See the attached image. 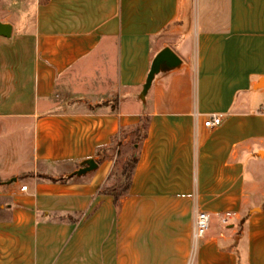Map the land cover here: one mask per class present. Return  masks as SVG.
Returning a JSON list of instances; mask_svg holds the SVG:
<instances>
[{
	"label": "crops",
	"instance_id": "obj_1",
	"mask_svg": "<svg viewBox=\"0 0 264 264\" xmlns=\"http://www.w3.org/2000/svg\"><path fill=\"white\" fill-rule=\"evenodd\" d=\"M12 39L0 117L29 150L0 172V264H264V0H41ZM166 47L182 63L144 98ZM141 126L117 207L98 152Z\"/></svg>",
	"mask_w": 264,
	"mask_h": 264
},
{
	"label": "rangeland",
	"instance_id": "obj_2",
	"mask_svg": "<svg viewBox=\"0 0 264 264\" xmlns=\"http://www.w3.org/2000/svg\"><path fill=\"white\" fill-rule=\"evenodd\" d=\"M38 1L41 0H0V20L4 22H10L14 26L12 36L7 37L0 35V37L8 38L9 40L13 41L12 38H16V35L20 30L24 31L26 28L31 26L34 17L35 4ZM6 120L7 119L0 117V172L2 173H5L7 169L11 168V156L14 155V158L16 159L17 157L20 161L23 159L28 160L26 155L29 150L27 141L28 134L21 136V134L17 132V130L20 129L19 124L10 119L7 121ZM131 152L132 149L129 142L125 143L123 140H121L120 145H118V143L115 141L111 148L105 149L100 153L101 156L117 153L118 157L115 164V169L113 170V177L116 183L120 181L123 166L128 160ZM56 172H59L60 174L63 173V171L60 169H57ZM59 173L56 175H60ZM1 182H3V179L0 176V183ZM7 198L8 195L0 194V205L3 201H7Z\"/></svg>",
	"mask_w": 264,
	"mask_h": 264
},
{
	"label": "water",
	"instance_id": "obj_3",
	"mask_svg": "<svg viewBox=\"0 0 264 264\" xmlns=\"http://www.w3.org/2000/svg\"><path fill=\"white\" fill-rule=\"evenodd\" d=\"M14 26L10 22H4L0 20V35L7 37L12 36ZM182 63L180 56L171 48L166 47L162 49L154 58L150 72L148 74L142 96L145 98L149 88L152 85V82L155 78V75L161 70L175 68ZM98 166V162L94 158H89L85 161V164L78 168L74 173L83 174L89 171L94 170Z\"/></svg>",
	"mask_w": 264,
	"mask_h": 264
},
{
	"label": "trees",
	"instance_id": "obj_4",
	"mask_svg": "<svg viewBox=\"0 0 264 264\" xmlns=\"http://www.w3.org/2000/svg\"><path fill=\"white\" fill-rule=\"evenodd\" d=\"M144 130H145L144 126H141V127H138L137 129H134L135 132H134V136H133L132 141H131L132 152L130 153L128 160L126 161V163L123 166L120 181L115 183L112 186L105 187L102 190V193H107V194L113 195L114 200H115V204L117 205V207L120 204L121 198L128 195L130 192V187H131L133 176H134L135 166H136L138 158H139V155H138L139 146H138V144L143 139V136H144L143 131ZM124 132H125L124 130L121 131V134H123ZM117 140H118V138L116 139V142H117ZM100 152H101V150H99L98 153L100 154ZM40 176H42V175H40ZM62 179H66V178L63 177Z\"/></svg>",
	"mask_w": 264,
	"mask_h": 264
},
{
	"label": "built area",
	"instance_id": "obj_5",
	"mask_svg": "<svg viewBox=\"0 0 264 264\" xmlns=\"http://www.w3.org/2000/svg\"><path fill=\"white\" fill-rule=\"evenodd\" d=\"M221 122H222V116L215 114L205 121V125L213 127L221 124ZM27 188H28L27 184L22 185V189H27ZM210 221H211L210 214L206 211H200L196 219L195 236H202L203 234H205L210 226Z\"/></svg>",
	"mask_w": 264,
	"mask_h": 264
}]
</instances>
